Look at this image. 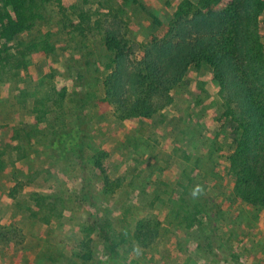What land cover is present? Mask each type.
Here are the masks:
<instances>
[{
  "label": "rangeland",
  "instance_id": "374dc122",
  "mask_svg": "<svg viewBox=\"0 0 264 264\" xmlns=\"http://www.w3.org/2000/svg\"><path fill=\"white\" fill-rule=\"evenodd\" d=\"M98 1L89 0L85 8L95 11ZM174 1L136 0L127 8L124 20L132 43L145 42L153 31L152 15L158 12L168 18ZM262 32L264 37V17ZM45 34L53 53L46 57L34 54L27 75H8L10 80L0 84V126L4 128H0V150L4 149L9 130L25 128L30 132L38 115L34 108L40 100L45 101L46 109L42 122L31 130L37 135V145L12 140L3 157L9 167L7 174L0 173V221L9 231V240L16 236L22 241L15 248L0 247V264H71L76 259L73 256L81 253V229L88 225L95 229L90 235L92 259L88 264H104L107 258L98 227L108 224L111 231L131 234L137 221L147 219L161 223L163 239L154 241L147 250L140 249L138 257L123 254V264L264 261V228L260 223H248L251 215L244 212L245 205H235L226 220L219 215L227 205L230 180L225 177L223 165L217 163L233 145L227 135L221 151H216L218 145L212 150L216 131L213 117L220 115L221 101L210 69L190 67L183 83L173 92V102L152 121L119 122L110 109L94 104L102 96L100 81L104 76L99 69L103 55L100 38L95 34L85 38L67 35L56 8L50 5L45 7L43 20L21 40L39 39ZM61 87L66 88L61 102L55 101L54 94L46 99L47 93ZM76 140L82 145L80 141L77 145ZM17 144L19 151L12 149ZM96 151L106 153L108 178L121 180V186L108 195L101 191L102 179L90 162ZM197 159L202 171L193 170ZM29 163L32 178L19 199L35 212L32 192L56 202L45 222L29 217L26 210L22 215L18 213L19 222L10 218L15 210V201L9 196L10 172L15 167L27 172ZM211 166H216L218 172L215 184L206 172ZM185 174L192 178L190 183ZM183 185L195 191L201 187L198 193L205 203L201 209L206 215H200V226L204 235L212 236L209 244H201V250L194 245L196 230L176 227L170 214L173 203L169 199L174 193L179 196Z\"/></svg>",
  "mask_w": 264,
  "mask_h": 264
},
{
  "label": "trees",
  "instance_id": "16d2710c",
  "mask_svg": "<svg viewBox=\"0 0 264 264\" xmlns=\"http://www.w3.org/2000/svg\"><path fill=\"white\" fill-rule=\"evenodd\" d=\"M88 1L0 0V84L10 80L8 75L19 72L27 75L34 54L46 57L53 53L47 34L39 39L21 40L43 20L48 5L56 8L61 28L67 35L85 38L95 34L100 38L103 55L99 69L104 76L100 81L102 96L94 104L110 109L119 122L152 121L173 102V92L183 83L190 67H208L221 101L220 115L213 117L216 131L212 150L215 151L218 145L216 151H221L220 146L227 135L233 145L232 150L224 152L217 163L223 165L225 177L230 180L227 205L223 211L220 210L221 213L217 212L221 219L226 220L234 206L243 203L246 207L244 212L251 215L248 223H260L264 228V0H175L168 18L158 12L152 15L153 31L149 32L145 42L138 44L130 40L124 20L127 8L135 5L136 0H120L119 4L118 0H99L95 11L85 8ZM52 94L59 103L65 98L66 88L47 93L46 99ZM44 103L40 100L34 108L38 115L34 126L30 125V132L25 128L9 131L4 149L0 150V173L7 174L9 163L3 157L10 150L12 140L18 143L27 140L29 144L37 145V135L31 130L42 122L46 114ZM79 141L76 140L77 145ZM79 145H82L81 141ZM19 148L17 144L12 149L19 151ZM105 158L104 151H96L90 156V162L102 179L101 191L108 195L121 186V180L108 178ZM192 166L193 170L202 171L200 160L197 159ZM215 167L206 169L214 178L213 184L218 173ZM26 170L15 167L10 172L12 185L9 196L15 201L11 221L19 222L26 210L29 217L45 222L50 214L48 210L56 206V202L32 192L30 198L37 212L33 207L22 204L19 197L32 178L30 163ZM185 176L190 183L192 178ZM181 189L179 196L174 193L169 199L173 203L170 214L176 227L196 230L194 245L201 250V244H209L212 238L209 234L204 235L200 226V215H206V211L201 209L204 202L198 193L201 187L195 191L183 185ZM242 213L243 210L235 219ZM111 229L108 224L98 227L107 258L104 264L109 261L123 264V254L138 257L140 249L147 250L154 241L163 239L161 223L150 219L137 221L131 234ZM93 231L95 229L91 225L81 229V253L73 256L76 259L71 264H76L77 260L78 264H88L92 259L89 249ZM8 232L0 221V247L20 246L21 238L15 236L9 240ZM37 258L40 259L39 256ZM259 264H264V261L259 260Z\"/></svg>",
  "mask_w": 264,
  "mask_h": 264
},
{
  "label": "crops",
  "instance_id": "0c3cea01",
  "mask_svg": "<svg viewBox=\"0 0 264 264\" xmlns=\"http://www.w3.org/2000/svg\"><path fill=\"white\" fill-rule=\"evenodd\" d=\"M10 131V130H9Z\"/></svg>",
  "mask_w": 264,
  "mask_h": 264
}]
</instances>
